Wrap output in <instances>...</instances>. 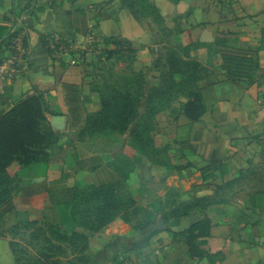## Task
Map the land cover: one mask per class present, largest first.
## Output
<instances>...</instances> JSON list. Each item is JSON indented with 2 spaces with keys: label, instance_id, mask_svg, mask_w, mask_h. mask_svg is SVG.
Listing matches in <instances>:
<instances>
[{
  "label": "crops",
  "instance_id": "0c3cea01",
  "mask_svg": "<svg viewBox=\"0 0 264 264\" xmlns=\"http://www.w3.org/2000/svg\"><path fill=\"white\" fill-rule=\"evenodd\" d=\"M18 26L27 61L16 70L0 37V114L41 93L58 140L47 161L1 175L7 228L37 222L71 236L81 230L75 201L107 189L118 209L89 238L85 264H264V186L250 165L251 152L264 153V0H0V28ZM60 37L101 60L135 50L115 71L144 83L153 116L143 133L69 130L62 85L82 87L88 118L101 111L108 78L96 63L57 58L50 45ZM172 51L201 64L203 76L165 97L157 93ZM226 57L259 69L233 79ZM1 232L0 264H17Z\"/></svg>",
  "mask_w": 264,
  "mask_h": 264
},
{
  "label": "trees",
  "instance_id": "16d2710c",
  "mask_svg": "<svg viewBox=\"0 0 264 264\" xmlns=\"http://www.w3.org/2000/svg\"><path fill=\"white\" fill-rule=\"evenodd\" d=\"M141 1L143 4L146 3V0ZM148 7L151 12L158 14L157 11L152 10L151 5ZM34 9L32 7L30 12ZM21 34L20 26L13 31L0 28V37H7L3 41V54L5 50L9 52L12 40ZM24 40L26 44L25 37ZM124 52L130 53L134 60L135 50L127 48ZM111 53L113 54V52ZM167 62L170 69L169 78L163 82L161 91L159 90L157 95L162 92L165 97H171L173 90L187 91L203 76L201 64L192 60L185 61L174 51L168 54ZM224 63L229 77L233 79L237 77L252 79L249 71L259 69L258 62L252 60L226 57ZM137 78L140 79V87L143 88V81L139 76ZM62 90L67 109L68 128L69 130H82L81 136H84L88 131L124 132L127 130L125 126L128 124L130 116L136 112V105L131 96L118 94L114 90L110 96L103 92L101 111L95 116L85 118L82 87L78 84L66 83L62 85ZM45 113L44 95L40 93L28 94L10 111L0 114V178L14 163L26 166L47 161V150L58 140V135L48 125ZM4 183L0 182V187ZM8 197L9 193L2 189L0 202ZM82 197L75 201L74 213L80 231L73 232L69 236V233L63 232L58 226L48 228L55 239L68 241L74 246L81 244L79 252L82 254L83 264H85L84 253L88 248L89 238L103 230L115 219L118 202L112 192L107 189H92L85 192ZM23 225L33 226L38 223L32 222ZM190 229L193 230L194 227Z\"/></svg>",
  "mask_w": 264,
  "mask_h": 264
},
{
  "label": "rangeland",
  "instance_id": "374dc122",
  "mask_svg": "<svg viewBox=\"0 0 264 264\" xmlns=\"http://www.w3.org/2000/svg\"><path fill=\"white\" fill-rule=\"evenodd\" d=\"M129 48V47H126ZM90 56L83 55L79 59V64L98 65L97 69L102 71L105 69L107 83L104 85V93L110 94L117 91L118 94L131 96L136 105V112L130 116L125 129L141 134L149 125V120L153 116L149 110L145 112L147 102L144 103V91L140 87V79L137 76L133 78L123 77L115 71L116 67L132 63V55L125 52L123 56H115L112 61L105 54V60L100 59V53L89 51ZM102 65V67H101ZM104 67V68H103ZM96 74V70L93 71ZM186 91H180L185 93ZM179 92L173 90L172 94L177 95ZM167 104L165 101L157 102L155 108H164ZM124 128V127H123ZM124 129V130H125ZM251 177L257 181L261 187L264 186V153L251 152ZM3 221H0V232L5 233L10 241L11 249L17 259V264H83L82 254L79 252L81 244H71L68 241L55 239L52 232L47 226L38 224L33 226L15 225L6 227Z\"/></svg>",
  "mask_w": 264,
  "mask_h": 264
},
{
  "label": "built area",
  "instance_id": "2783aa9c",
  "mask_svg": "<svg viewBox=\"0 0 264 264\" xmlns=\"http://www.w3.org/2000/svg\"><path fill=\"white\" fill-rule=\"evenodd\" d=\"M73 45L72 42L60 37L51 42L50 50L57 58H69V64L76 66L79 64V59L85 55V49H76ZM9 53L16 70L25 65L28 56V47L25 44L22 34L12 40Z\"/></svg>",
  "mask_w": 264,
  "mask_h": 264
}]
</instances>
